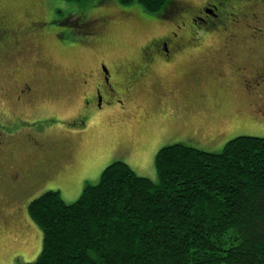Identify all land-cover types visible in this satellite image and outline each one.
<instances>
[{"label": "rangeland", "instance_id": "1", "mask_svg": "<svg viewBox=\"0 0 264 264\" xmlns=\"http://www.w3.org/2000/svg\"><path fill=\"white\" fill-rule=\"evenodd\" d=\"M166 2L159 12L149 13L137 1L122 4L118 0H0V112L5 113L0 116V138L9 133L14 138L27 136L28 139L51 135L48 137L56 143L70 145L71 153H61L62 165L57 177L61 179L51 182L37 179L20 204L8 198L0 187V264L31 261L40 252L42 230L29 217L27 205L48 189H58L63 200L71 203L80 196L87 183H96L103 168L114 160H122L136 174L157 181L155 154L165 145L184 142L218 152L236 134L264 136V125L254 120L261 107L248 103L250 97L241 92L245 69L236 68L234 75L230 72L219 79L201 77L194 82L193 88L206 90L203 95L206 99L189 100L192 84L184 85L186 82L180 76L181 65L186 67L193 54L202 57L206 53L224 52L219 46L210 47L212 50L190 46L179 53L173 63L159 61L153 64L159 73L167 74L154 81L160 86L167 81L169 89V93L158 101L160 107L148 106L150 96L144 88L141 90L148 83L146 79L138 91L129 96L134 99V104L127 106L125 102L126 109L115 102L109 104L106 98L101 108L95 104V107L91 104L79 106L81 86L78 77L88 68L95 67L99 57L110 60V68L113 67L116 75L113 63L126 65L137 56L140 46L147 40L171 30L176 22L185 20L188 23V9L197 13L203 2H213L221 9L217 18H221L222 23L215 20L213 26L218 24L222 29H210L206 39L199 40L222 43L232 32L238 62L250 64L253 71L261 65L262 57L264 59V0ZM171 4H184L187 8L175 13ZM239 10L246 15L243 13L237 23L231 22ZM108 15L113 21L108 22L101 33L97 31L91 36L84 21ZM30 18L44 20V25L34 28ZM2 29L19 34H3ZM23 32L27 37L21 36ZM198 34L203 37L199 30ZM236 63L233 62L232 66ZM35 70L41 77L54 80L56 76L57 80L51 82L52 88L42 89L35 98L25 99L24 103L17 105L14 97L16 85L18 88L19 83ZM159 91L156 90V94ZM234 93L236 98L232 97ZM124 94L117 86L116 96L123 99ZM255 99L258 101L260 97ZM145 103L148 105L144 107ZM140 104L144 107L141 113ZM14 110L22 117L11 120L10 113ZM135 113L141 118L137 127L133 125ZM260 120L263 121L264 117ZM250 121L254 122L245 126ZM75 122L78 125H74ZM241 125L243 127H239ZM134 128H137V142L131 137ZM221 131L223 134L218 135ZM214 136L219 139L213 141ZM27 138L26 144L24 140H14L2 163L12 164L24 159L26 145L31 144Z\"/></svg>", "mask_w": 264, "mask_h": 264}, {"label": "trees", "instance_id": "2", "mask_svg": "<svg viewBox=\"0 0 264 264\" xmlns=\"http://www.w3.org/2000/svg\"><path fill=\"white\" fill-rule=\"evenodd\" d=\"M118 1L149 13L167 3ZM155 167L157 181L114 160L74 202L58 189L34 197L42 246L18 264H264V136L236 134L218 152L171 143Z\"/></svg>", "mask_w": 264, "mask_h": 264}, {"label": "flooded vegetation", "instance_id": "3", "mask_svg": "<svg viewBox=\"0 0 264 264\" xmlns=\"http://www.w3.org/2000/svg\"><path fill=\"white\" fill-rule=\"evenodd\" d=\"M170 7H174L173 12L175 13H179L184 10V8H187L184 4H171ZM190 7L192 8V6ZM220 10L213 2H203L201 9L197 13L196 11L190 12L191 9H188L190 13L188 23H185V20H183L181 23L176 22L171 30L147 40L143 45L140 46L137 56L134 58L132 57L126 63V65L121 63H113L116 75L113 72V67L110 68V60L106 59L105 57H99L95 62V67L88 68L87 71H84L80 77H78L77 81L81 86L79 106L88 107L89 104H91L94 107L95 105H98L101 108L102 101H104L106 98L109 104L115 102L119 105H122L123 107L125 106L126 109L127 107L125 102L127 103V106L128 104L129 106L134 104V99L131 97L129 98V96H131L132 93H136L142 85L143 79H146L148 83L143 85L141 90L144 91L145 89V93H148L150 96V105L145 103L144 107L146 105L154 108L160 107V102L158 101H161V97L165 96V93H169V89H167V81H164L161 86L159 82L154 81L160 76L163 78V76L167 74L163 72L162 74L159 73L155 68L152 67L153 64L159 61L160 63H173L178 57L179 53L192 45L203 46L207 48L217 45L219 47H223L224 52L206 53L208 55L204 54L205 59H202V62L198 61L197 63L191 62V60L195 57L193 54L192 59L189 61L186 67L181 65L180 71L182 70V74L180 76L182 80L186 82L184 85L187 86L192 84V89L189 87L191 93L189 100L206 99L203 98L206 90L202 88H193V85L195 84L194 82L198 81L201 77H216L219 79V77H225L230 72H232V75H234L237 72L236 68H242L245 70L243 72L244 75H242L243 90L241 92L247 94L248 97H250L248 103L261 107V109H259L260 112L257 113L259 115L258 118L254 120L260 125H264V120H260V118L264 117V105H260L264 104L263 57L261 65L259 67L257 66L256 70L254 69V71L250 64H240L236 55L235 49H237V47L235 41L233 42L234 37L232 32L229 33L230 35L228 40L222 43L217 41L206 42V40L198 41L200 39L198 30L202 32L203 38H205L210 29H222L218 28V24L213 26L215 20H218L219 23H222L220 22L222 21L221 18H217L221 13ZM236 13L237 15L231 20V22L237 23L242 19L244 12L239 10L236 11ZM252 14L254 15L255 12H252ZM244 15L246 14L244 13ZM30 20L32 21L31 24L34 25V28L44 25V20H32L31 18ZM110 21H113V19H111L109 15L107 17L95 16L90 17L88 20L84 21L83 24L88 25L92 36V34L97 33V31L98 33H101L102 29H104L107 23ZM186 25H188V27H186ZM246 25L249 26L248 24ZM224 29L227 28L224 27ZM2 30L4 32L3 34H8L10 36H15L17 33L19 34V32L13 30ZM21 36L25 38L27 37V34L23 32L21 33ZM17 42L18 41H16V43ZM204 55H202V57ZM233 62H237L235 66H232ZM121 77L122 79L119 80ZM53 78L55 79L53 80L50 77L47 78V76L41 77L36 70L32 72L26 79L19 83L18 88L16 85L14 97L17 101V105L24 103L25 99L31 100L32 98H35L36 94H38V92H40L42 89L47 90L46 88H52L51 82L57 80L56 76ZM128 79L130 81H128ZM117 86L122 88L123 93H125L123 99L118 95L116 96ZM156 90H160L158 94H156ZM159 93H161V95ZM232 97L236 98V94L234 93V96ZM255 97H260V99L256 101ZM139 107L141 113L144 107L141 104ZM3 114L5 113L1 111L0 116ZM10 115L11 120H17L18 118L22 117L15 110L11 112ZM133 120L134 124H132L135 125V127H137L138 124H141L140 114L137 115L135 113ZM251 122L254 121L248 122L245 126ZM83 123L84 121H81V124ZM74 125H78V123L75 122ZM239 127L243 126L241 125ZM136 130L137 128L132 130L134 135L131 136L134 141L136 139L135 142H137ZM222 134L223 132L221 131L218 135ZM48 136L51 135H46L43 138H34V136L29 137V139L27 136L14 138L12 137L11 133H9L0 138V187L3 189V192L7 194L8 198L17 201L19 204L22 202V199L26 195L28 189H30L37 179L42 178L49 182L52 180L55 181L61 179L57 178L59 177V171L61 169L60 165H62V159L60 156L63 152L71 154L69 152L70 145L56 143V141H53V139ZM25 138L31 140V144L26 145L28 146L27 156L24 159H20V161L16 163H2L1 160L3 156L7 153H10L9 150L12 147V143H14L13 141L24 140L26 144ZM218 139L219 137H215L213 141H217Z\"/></svg>", "mask_w": 264, "mask_h": 264}]
</instances>
